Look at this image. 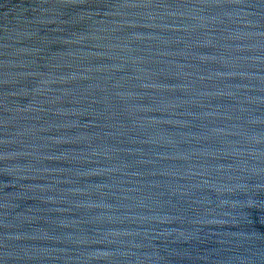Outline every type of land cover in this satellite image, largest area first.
<instances>
[{
    "label": "water",
    "instance_id": "water-1",
    "mask_svg": "<svg viewBox=\"0 0 264 264\" xmlns=\"http://www.w3.org/2000/svg\"><path fill=\"white\" fill-rule=\"evenodd\" d=\"M0 264H264V0H0Z\"/></svg>",
    "mask_w": 264,
    "mask_h": 264
}]
</instances>
